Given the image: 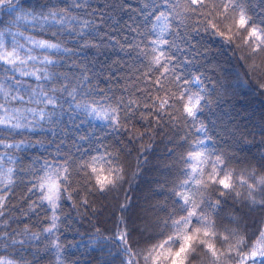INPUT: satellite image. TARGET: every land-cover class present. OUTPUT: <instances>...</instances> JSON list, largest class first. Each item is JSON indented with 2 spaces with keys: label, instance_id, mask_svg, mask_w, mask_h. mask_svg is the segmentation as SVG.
<instances>
[{
  "label": "trees",
  "instance_id": "obj_1",
  "mask_svg": "<svg viewBox=\"0 0 264 264\" xmlns=\"http://www.w3.org/2000/svg\"><path fill=\"white\" fill-rule=\"evenodd\" d=\"M39 2L41 0H29L24 7L29 8ZM246 7H250L249 15L264 16V0H250V5ZM87 11L88 15L73 14L93 21L99 37L89 38L87 43L95 46L84 49L74 58L81 67L86 68L90 78L83 91L92 90L90 96H80L78 99L91 102L103 101L105 97L128 96L143 101L134 86L148 89L152 85L141 83L144 80L143 72L147 71L145 61L143 57L137 58L136 52L128 51L127 41L134 38L142 40L144 37L137 33L147 35L148 28L155 23L154 15L149 14L154 12L150 0H89ZM13 20V15L0 11V31L9 28L16 31ZM218 28L224 31L222 25L218 24ZM243 35L241 33V37ZM148 39H155V36L148 35ZM191 45L182 51H175L174 55L180 74L190 82L187 87L192 92L206 95L209 101L208 104L202 102L196 124V127L200 123L205 126L207 137L204 133L195 132L192 124L183 120L178 111L181 108L179 102L175 103L174 109H165L171 115L159 120L141 109L146 118H141L138 113L130 120H122L120 128H114L109 121L88 116L74 108L68 109L65 103L67 111L64 115L53 118L58 119L59 126L41 122V127L35 131L21 130L22 135L7 141H27L20 150H8L18 163H6L4 166L15 170L6 204L11 217H15L17 222L11 223L9 219V223L12 229L21 233L17 239H25V228L39 233L40 239L27 241L23 247L18 246L19 256L15 254V248L0 251V255L19 264H120L117 256L119 244L115 241L97 240L95 244L90 243L97 230L104 237H113L112 229L120 219L124 221L123 227L132 233L129 238L132 250L139 253L146 249L161 238L156 236L162 227L158 221L167 220L173 211L177 212L176 218L184 215L178 211L179 197L174 190L180 191L176 185L185 178L182 158L196 139H207L208 148L223 155L229 160L230 167L241 175L247 177L253 170L257 175L264 174V168L260 167L264 162V50L252 53L241 38L233 36L232 41L228 42L211 32L193 34ZM146 47V43L141 44V48ZM60 70L80 75V70L75 67ZM156 76L159 73H155L153 79ZM193 76H199L202 83L193 82ZM171 91L177 90L172 87ZM134 92L135 96H132ZM153 94H156L155 89ZM159 95L164 96L163 93ZM109 103L112 101L109 100ZM172 116L176 119L173 120ZM53 130L56 135L52 134ZM105 152L119 156L125 170V182L115 190L103 193L96 191L92 183L89 185L92 191L89 192L84 184L85 176L82 172L78 174L73 166L70 177L73 184L69 188L73 199L62 200L61 203L63 212L56 236L59 237L62 251L57 256L56 250L51 247L55 237L42 233V229L49 226L47 218L51 213L44 206L36 207L35 213L30 211V205L37 200V196L28 191L31 182L42 174L43 161L56 159L63 163L64 156H71L79 163L82 159ZM74 189L79 190L81 196L78 197ZM237 190L242 194L245 191L243 188ZM194 191L195 188H191L188 194ZM4 194L0 191V195ZM81 197L88 199V205L81 203ZM218 198L213 196V199ZM256 199L264 197L257 196ZM221 205L220 217L213 215L212 218L218 221L222 218V223L227 228L235 229L236 235L230 237L228 245L219 240L210 241L218 251H224L241 237L247 239L250 233L264 227V208L251 206L242 197L236 199L227 193ZM242 250L249 251L248 247ZM235 255L234 252L230 256H222L220 264H239L237 259L232 258ZM137 261L138 264H145L139 254ZM189 264H213V261L207 251L197 247L195 256L189 257Z\"/></svg>",
  "mask_w": 264,
  "mask_h": 264
},
{
  "label": "snow or ice",
  "instance_id": "obj_2",
  "mask_svg": "<svg viewBox=\"0 0 264 264\" xmlns=\"http://www.w3.org/2000/svg\"><path fill=\"white\" fill-rule=\"evenodd\" d=\"M28 2L0 0V11L13 15L12 23L16 26V31L10 28L0 31V191L5 193L0 195V251L15 248L18 256L19 247H23L27 241L39 240L40 234L25 228V239H17L21 233L12 229L9 223V219L11 223L17 222L15 217H11L6 204L7 192L12 190L14 183L12 175L15 170L4 166L6 163H18L8 150H20L27 141H7L22 135L21 130L35 131L41 127V122L59 126L58 119L53 118L64 115L67 111L65 103L68 109L74 108L88 116L109 121L114 128H120L122 120H130L138 113L141 118H146L141 109L159 120L171 115L165 109H174L175 103L179 102L181 108L178 111L183 120L191 123L195 132L204 133L207 137L205 126L200 123L196 127V124L198 114L202 111V102L208 104L209 101L206 95L192 92L187 87L190 82L180 74L174 52L191 47L193 34L200 32H211L228 42L232 41L233 36L241 38L252 53L264 50V16L248 14L250 7L246 6L250 5V0H150L154 12L149 14L154 15L155 23L148 28L147 35L137 33L144 37L142 40L134 38L127 43L129 52L134 51L137 58H144L147 71L141 69L144 76L141 83L152 87L141 89L139 85L134 86L143 101L128 96H113L105 97L103 101L89 102L78 99L80 96H90L92 90L83 91L90 78L86 68L81 67L74 58L84 49L95 46L87 41L99 37V31L93 21L73 14L88 15L89 0H41L25 8L24 4ZM17 12L20 15H16ZM218 24L223 26L224 31L219 30ZM241 33H244L242 37ZM148 35H154L155 39H148ZM37 36L48 38L38 39ZM145 43L147 47L141 48V44ZM68 44L74 46L68 47ZM74 67L80 70L79 76L60 70ZM155 73H159V76L153 79ZM192 81L202 83L199 76H193ZM172 87L177 91L172 92ZM135 92L132 96H135ZM159 93L164 94L163 98ZM172 119L176 117L172 116ZM52 134L56 135L55 130ZM182 159L185 165L182 174L185 178L178 181L176 187L180 191L174 190V194L179 197L178 211L184 215L176 218L177 212L173 211L167 220L158 221L162 227L156 233V236L161 237L156 243L139 253L134 252L133 245L129 243L132 233L123 227V219L112 229L113 237H104L97 230V235L90 243L95 244L97 240L115 241L119 244L117 256L120 264H138V254L145 264H189V257L195 256L197 247L210 254L213 264H220L222 256H230L234 252L236 255L232 258L237 259L239 264H248V261L264 264V227L250 233L247 239L241 237L235 245H229L222 252L210 242L219 240L228 245L230 237L236 235L235 229L227 228L222 223V218L219 221L212 218L213 215L220 217L221 200L226 193L236 199L242 197L251 206L264 208V199H256L257 196L264 197V174L257 175L253 170L247 177L241 175L230 167L229 160L223 155L208 148L207 139L194 140ZM63 160V163L56 159L43 161L40 169L42 174L36 176L28 189L37 196V200L30 205V211L35 213L36 207L44 206L51 213L47 218L49 226L44 227L42 233L55 237L51 247L56 250L57 256L62 251L59 237L56 236L63 212L61 203L62 200L73 199L69 191L73 184L70 179L73 166L78 174L82 172L85 176L84 184L89 192L92 191L89 186L92 183L96 191L103 193L115 190L125 182L124 167L115 153L93 155L79 163L72 160L71 156H64ZM260 167L264 168V162ZM191 188H195V191L189 195ZM238 188H243L244 193ZM73 191L78 197L81 196L79 190ZM213 196L219 198L213 199ZM81 203L88 205L89 202L86 197H81ZM121 208L124 206L121 205ZM244 247H248L249 251L244 252ZM0 264L19 262L0 255Z\"/></svg>",
  "mask_w": 264,
  "mask_h": 264
},
{
  "label": "rangeland",
  "instance_id": "obj_3",
  "mask_svg": "<svg viewBox=\"0 0 264 264\" xmlns=\"http://www.w3.org/2000/svg\"><path fill=\"white\" fill-rule=\"evenodd\" d=\"M248 264H252V262L251 261H248Z\"/></svg>",
  "mask_w": 264,
  "mask_h": 264
}]
</instances>
